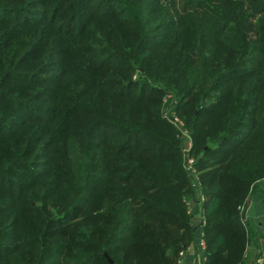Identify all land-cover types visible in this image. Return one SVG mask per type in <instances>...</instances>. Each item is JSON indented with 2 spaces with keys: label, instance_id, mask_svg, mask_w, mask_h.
<instances>
[{
  "label": "trees",
  "instance_id": "trees-1",
  "mask_svg": "<svg viewBox=\"0 0 264 264\" xmlns=\"http://www.w3.org/2000/svg\"><path fill=\"white\" fill-rule=\"evenodd\" d=\"M262 178L264 0H0V264H248Z\"/></svg>",
  "mask_w": 264,
  "mask_h": 264
},
{
  "label": "crops",
  "instance_id": "crops-1",
  "mask_svg": "<svg viewBox=\"0 0 264 264\" xmlns=\"http://www.w3.org/2000/svg\"><path fill=\"white\" fill-rule=\"evenodd\" d=\"M197 186L199 187L198 184ZM197 193L198 199H201L200 191H197ZM251 194L252 197L243 218L251 230L247 246L248 264H252L258 254L264 252V178L256 182ZM198 205L199 203L197 202H192L190 205L195 225V236L184 249V254L179 264H198L201 257H204V247L201 244L203 228L201 215L198 212Z\"/></svg>",
  "mask_w": 264,
  "mask_h": 264
},
{
  "label": "built area",
  "instance_id": "built-area-1",
  "mask_svg": "<svg viewBox=\"0 0 264 264\" xmlns=\"http://www.w3.org/2000/svg\"><path fill=\"white\" fill-rule=\"evenodd\" d=\"M166 100L167 99H165V101ZM169 104H170V102L166 101V105H165L166 117L169 118L174 123V125L176 126V128L178 130V134H179L181 141H182L181 142L182 150L184 152V155L186 156L185 167L191 172V174H195V170L193 167L194 158L187 154V152L190 148L191 136H190L188 130L186 129L183 120L177 114H175L173 111H170L169 108H170L171 104L170 105ZM201 221H202V219H201ZM201 244L204 247L205 243H204L203 239L201 240ZM183 254H184V250L180 251V257H182ZM203 259H204V257H201L200 261Z\"/></svg>",
  "mask_w": 264,
  "mask_h": 264
},
{
  "label": "water",
  "instance_id": "water-1",
  "mask_svg": "<svg viewBox=\"0 0 264 264\" xmlns=\"http://www.w3.org/2000/svg\"><path fill=\"white\" fill-rule=\"evenodd\" d=\"M251 197H252V194L250 193V194L248 195V198H247V200H246L244 206H243V210H242V217H243V218H244V216H245V213H246V210H247V207H248V205H249V202H250Z\"/></svg>",
  "mask_w": 264,
  "mask_h": 264
},
{
  "label": "rangeland",
  "instance_id": "rangeland-1",
  "mask_svg": "<svg viewBox=\"0 0 264 264\" xmlns=\"http://www.w3.org/2000/svg\"><path fill=\"white\" fill-rule=\"evenodd\" d=\"M170 104H171V103H170ZM170 104H169V105H170ZM195 188H196V192H197V191H200V193H201V189L199 190V187L197 186V184H196ZM197 197H199V196H198V193H197ZM201 197H202V195H201ZM199 200L201 201V199H199ZM191 203H192V202H191ZM191 203H190V205H191ZM197 203H198V202H197Z\"/></svg>",
  "mask_w": 264,
  "mask_h": 264
}]
</instances>
